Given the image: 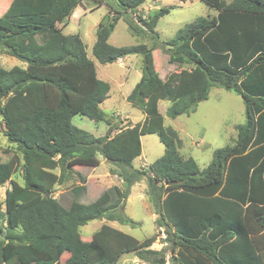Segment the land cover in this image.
<instances>
[{"label":"trees","instance_id":"obj_1","mask_svg":"<svg viewBox=\"0 0 264 264\" xmlns=\"http://www.w3.org/2000/svg\"><path fill=\"white\" fill-rule=\"evenodd\" d=\"M82 1L12 0L0 17V52L26 64L6 69L0 62V115L4 136L16 146L8 161L0 159V187L10 184L0 199V264H118L131 253L144 264H264V0H201L218 13L197 18L165 42L156 27L169 8L139 18L140 25L130 14L148 0H116L119 10L113 22L99 25L93 55L101 64L143 59L140 81L126 100L145 118L125 127L102 110L111 86L98 77L84 41L59 27ZM121 19L132 34H151L155 44L110 45ZM159 47L171 64L190 68L158 78L150 57ZM213 87L242 97L246 121L202 170L182 155L183 141L165 125L158 104L170 102L172 119L190 115ZM77 115L107 123L108 132L94 136L77 128ZM148 134L159 136L164 155L136 168ZM98 155L119 169L124 190L115 186L86 204L80 199L86 178L74 168L95 167ZM19 170L23 184L13 178ZM74 174L80 184L65 206L54 189ZM143 179L166 250L152 249L158 234L139 240L106 223L90 241L79 240L80 229L94 220L137 226L123 206ZM64 254L69 257L61 263Z\"/></svg>","mask_w":264,"mask_h":264},{"label":"rangeland","instance_id":"obj_2","mask_svg":"<svg viewBox=\"0 0 264 264\" xmlns=\"http://www.w3.org/2000/svg\"><path fill=\"white\" fill-rule=\"evenodd\" d=\"M9 1L12 0H0V17L5 13L4 7ZM161 8L170 9V13L162 17L156 27L161 42L171 39L177 31L197 18L212 17L218 13L201 0H148L135 13H131L130 17L137 24L139 18L148 20L154 12ZM115 10H119L116 0H83L82 5L77 7L68 24L62 26L61 30L65 35L78 34L82 37L87 47L88 57L96 63L98 77L111 85V98L102 104V110L112 119L114 125L125 127L136 125L143 119V111L133 107L125 99V96L130 95L140 81L143 65L142 57L140 55L128 56L124 59L122 65L119 62L101 64L93 55L98 27L102 23L113 22L112 17ZM138 24L142 25V23ZM109 44L115 47H130L137 44H146L152 47L155 41L151 34L141 36L132 34L128 29V25L121 19L115 25ZM150 58V64H153L152 71L162 80L165 79L167 74L190 68L188 65L171 64L169 56L160 47L153 51ZM0 62L6 69L15 66L26 67L24 62L9 55H0ZM169 106L170 102L168 101H162L159 104L160 112L165 117V125L178 131L183 141L182 155L193 157L202 170L211 163L215 150L233 143L237 136L236 126L246 121V109L242 97L220 87H213L209 98L200 102L197 110L190 115H182L172 119L166 113ZM72 123L77 128L94 136H103L109 129L107 123L95 122L81 115L75 116ZM142 143V155L134 161L136 168L149 167L165 152V146L161 143L157 134L145 135L142 138ZM7 150L9 153H5ZM15 152L16 146L9 143L4 136V124L0 115L1 161H8ZM96 159L99 160L95 167L81 165L74 168L78 174L86 178L87 189L80 198L81 202L86 204L95 201L104 191L115 186L124 190V183L119 176V169L107 162L102 155H98ZM55 172L59 173V169ZM113 172H116V174ZM78 174L72 175L71 179L64 184L55 186L53 196L58 198L65 206H68L73 199L72 188L80 184ZM21 175L22 172L19 170V173L13 178L23 184ZM7 189H10L9 182L0 187V199L4 200ZM147 189V181L143 179L131 188L129 198L124 202V213L137 222V226L132 227L121 225L118 222H106L139 240L158 234L152 249L166 250L167 244L163 238L166 233L164 228L158 229L156 226L157 215L150 203ZM100 225L102 226L100 220L89 222L80 229L79 240L81 242L90 241L93 233L99 230ZM68 257L69 255L64 254L61 263H64ZM169 257L170 254L168 253L167 258ZM118 264L144 263L135 253H131L123 255Z\"/></svg>","mask_w":264,"mask_h":264},{"label":"crops","instance_id":"obj_3","mask_svg":"<svg viewBox=\"0 0 264 264\" xmlns=\"http://www.w3.org/2000/svg\"><path fill=\"white\" fill-rule=\"evenodd\" d=\"M11 2H12V1H9V3L4 7V10L7 11V9L9 8V6H10V4H11ZM76 9H77V8H76ZM76 9H75V10H76ZM6 11H5V12H6ZM74 12H75V11H74ZM72 16H73V15H72ZM212 17H213V16H212ZM70 19H71V18H70ZM69 21H70V20H69ZM67 24H68V23H67ZM67 24H60L59 27L62 28V26H66ZM112 33H113V32H112ZM111 35H112V34H111ZM80 37H81V36H80ZM110 37H111V36H110ZM81 38H82V37H81ZM82 40H83V39H82ZM109 40H110V38H109ZM109 40H108V42H109ZM85 45H86V44H85ZM86 51H87V47H86ZM0 55H7V54H4V53L0 52ZM87 55H88V54H87ZM124 59H125V58L120 59V61H118L119 64H122V65H123V64H124ZM92 61H93V60H92ZM142 61H143V59H142ZM93 62H94V61H93ZM94 64L96 65L95 62H94ZM97 74H98V72H97ZM141 76H142V75H141ZM109 84H110V83H109ZM110 86H111V85H110ZM128 96H129V95L125 96V99H126ZM109 98H111V97H109ZM109 98H108V99H109ZM108 99H107V100H108ZM107 100H106V101H107ZM106 101H105V102H106ZM105 102H104V103H105ZM160 102H162V101H160ZM160 102H159V104H160ZM128 103H129V102H128ZM130 104H131V103H130ZM159 104H158V106H159ZM131 105H132V104H131ZM132 106H133V105H132ZM135 108H136V107H135ZM137 109H139V108H137ZM139 110H141V109H139ZM159 110H160V108H159ZM141 111H142V110H141ZM144 118H145V114H144V112H143V119H142V121H139L138 123L143 122ZM133 125H134V124H133ZM143 137H144V136H143ZM143 137H142V138H143ZM181 150H182V149H181ZM104 221H105V220H102L101 223H102V224H104V223L108 224L106 221H105V222H104ZM108 225H110V224H108ZM110 226H111V225H110ZM112 226H113V225H112ZM100 227H101V225H100ZM114 228H115V227H114Z\"/></svg>","mask_w":264,"mask_h":264},{"label":"built area","instance_id":"obj_4","mask_svg":"<svg viewBox=\"0 0 264 264\" xmlns=\"http://www.w3.org/2000/svg\"><path fill=\"white\" fill-rule=\"evenodd\" d=\"M163 238L165 239V238H166V236H165V235H163Z\"/></svg>","mask_w":264,"mask_h":264}]
</instances>
